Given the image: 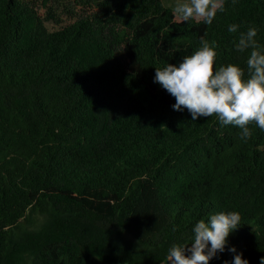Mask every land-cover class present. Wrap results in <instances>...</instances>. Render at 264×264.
I'll list each match as a JSON object with an SVG mask.
<instances>
[{
	"label": "trees",
	"instance_id": "16d2710c",
	"mask_svg": "<svg viewBox=\"0 0 264 264\" xmlns=\"http://www.w3.org/2000/svg\"><path fill=\"white\" fill-rule=\"evenodd\" d=\"M223 9L206 24L163 0H0V264H169L196 222L232 211L228 246L260 264L264 131L192 121L154 83L202 36L214 71L248 78L234 41L255 27L264 48V0Z\"/></svg>",
	"mask_w": 264,
	"mask_h": 264
},
{
	"label": "clouds",
	"instance_id": "9594fccd",
	"mask_svg": "<svg viewBox=\"0 0 264 264\" xmlns=\"http://www.w3.org/2000/svg\"><path fill=\"white\" fill-rule=\"evenodd\" d=\"M223 10V0H177L173 14L183 22L197 20L211 24L217 12ZM239 28L240 25L231 24L228 31L237 33ZM256 36L257 29L249 27L240 31L234 41L236 51L250 50L247 79L241 67L234 64L222 65L214 71L215 42L210 43L202 36L200 47L193 54L183 56L178 64L155 68L154 83L175 98L172 105L175 111L186 109L192 121L215 116L222 126L238 127L240 138L246 141L252 135L249 125L255 123L264 131V48ZM240 223L241 216L235 211L218 212L209 215L207 221L199 220L192 228L190 243L169 248V264H209L226 248L234 256L224 264H249L235 246H228L230 234ZM260 264H264V257L260 258Z\"/></svg>",
	"mask_w": 264,
	"mask_h": 264
},
{
	"label": "rangeland",
	"instance_id": "374dc122",
	"mask_svg": "<svg viewBox=\"0 0 264 264\" xmlns=\"http://www.w3.org/2000/svg\"><path fill=\"white\" fill-rule=\"evenodd\" d=\"M165 5L174 8L175 4L177 3V0H163Z\"/></svg>",
	"mask_w": 264,
	"mask_h": 264
}]
</instances>
